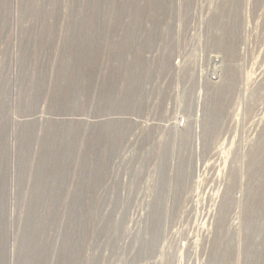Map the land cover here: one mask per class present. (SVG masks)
Instances as JSON below:
<instances>
[{
	"label": "rangeland",
	"instance_id": "1",
	"mask_svg": "<svg viewBox=\"0 0 264 264\" xmlns=\"http://www.w3.org/2000/svg\"><path fill=\"white\" fill-rule=\"evenodd\" d=\"M0 264H264V0H0Z\"/></svg>",
	"mask_w": 264,
	"mask_h": 264
}]
</instances>
